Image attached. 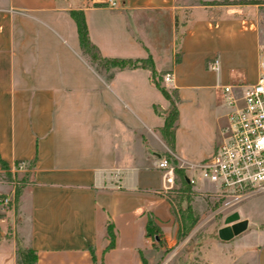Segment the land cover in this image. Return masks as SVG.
Returning a JSON list of instances; mask_svg holds the SVG:
<instances>
[{"label":"crops","instance_id":"obj_1","mask_svg":"<svg viewBox=\"0 0 264 264\" xmlns=\"http://www.w3.org/2000/svg\"><path fill=\"white\" fill-rule=\"evenodd\" d=\"M259 7L193 0H116L115 6L105 0H0V158L11 169L23 161L17 176L29 177L14 193L12 207L0 213V264L16 263L18 244L35 249L36 264H155L165 246L147 234L149 216L167 247L179 229L169 200L157 193V160L170 148L157 134L164 116L156 109L165 111L169 101L145 67L95 69L81 52L71 10L83 12L101 56L149 57L156 72L172 73L165 86L179 97L174 153L184 158L192 150L190 127L198 122L183 121V111L214 109L220 95L227 97L223 86L240 95L259 77ZM211 57H218L217 69L207 67ZM200 152L198 160L211 155L213 146ZM4 175L0 165V195L12 194ZM234 211L246 227L228 240L219 238L223 245L247 234L259 242L239 245L250 261L237 254L228 264H264V198L225 217ZM109 224L114 243L108 249Z\"/></svg>","mask_w":264,"mask_h":264},{"label":"built area","instance_id":"obj_2","mask_svg":"<svg viewBox=\"0 0 264 264\" xmlns=\"http://www.w3.org/2000/svg\"><path fill=\"white\" fill-rule=\"evenodd\" d=\"M105 1L111 6L116 5V0ZM261 56L257 81L246 86L240 95L233 92L231 85L222 87L232 109L227 114V132L215 152L203 159L188 160L168 149L166 155L158 158L157 168L162 171V182L157 193L166 197L174 207V194L179 193L176 182L178 171L190 186H194L200 178L215 185L214 192H201L225 200L216 211L264 194V49ZM206 65L217 69L218 57L208 58ZM163 80L170 82L172 73L165 72ZM23 169L24 162L20 161L12 171ZM14 190L12 194L0 195L1 212L12 207Z\"/></svg>","mask_w":264,"mask_h":264},{"label":"rangeland","instance_id":"obj_3","mask_svg":"<svg viewBox=\"0 0 264 264\" xmlns=\"http://www.w3.org/2000/svg\"><path fill=\"white\" fill-rule=\"evenodd\" d=\"M193 1L211 4L212 2H238L239 0ZM258 1L261 2L259 3L260 13L258 15V20L262 32V42L264 46V0ZM94 68L96 69V67ZM160 83L165 86L163 75H161ZM169 91L170 95L173 96L172 90ZM218 98H220V103L215 106L214 109H212L213 107L203 108L201 106L199 109H195V112H192L188 109L183 111V121L187 122L196 118L198 122L196 123L197 125L195 127H190L193 138L189 142V147L192 150H188L186 155H184L187 157L184 158L188 160H198L196 155L201 153L200 151L204 150L205 147L213 146V152H215L217 146L222 140V137L226 134L228 128L227 114L231 111L232 107L228 104V99L225 95H220ZM157 134L167 145L166 140L162 135L161 128L157 130ZM168 147L173 152H175L174 145ZM166 154L167 152L164 154L162 153L161 155L163 156ZM7 182L14 190V183L10 180H7ZM215 190V185L200 178L194 186L186 184V186L182 189L183 192L179 190V193L174 194L173 200L176 206L174 207L170 203L172 206V210L170 209V212L175 214L176 220L179 224V229L175 233L176 239L172 247L166 246L165 237L160 229L159 232L156 233V236L159 237L157 245L165 247L160 252H157L153 258V260L156 261L155 264H166V258L170 259L171 257L172 260L168 264H228L232 256L237 254L242 257L241 261L244 262L246 258L250 261L251 255L242 254V249L239 247V245L244 244L245 246H249L253 242H259V239L256 240L253 234H249L250 236L247 234L246 236H249L248 238L243 236L242 238L240 237L234 240V242H231L229 245H223L224 242L220 240L218 236V227H220V225H222L224 222V217L226 214L231 212L233 209L240 210L242 205L249 206L255 203H260L261 199L264 198V194L252 196L238 205L226 210L216 211L225 200L223 198H217L201 192H214ZM187 205L190 206L192 213L197 216L195 224L190 229H187L184 226L185 224L182 216L183 210L187 208ZM212 237H214L216 241L215 244H209V242H207V240H210ZM151 239L153 241L155 240L153 235H151ZM218 243H222L221 247L225 246L222 248L224 250H219V248H216ZM143 249L145 255H147L148 248ZM200 249L202 250L200 253H198L200 254V256H198L196 251H200Z\"/></svg>","mask_w":264,"mask_h":264},{"label":"trees","instance_id":"obj_4","mask_svg":"<svg viewBox=\"0 0 264 264\" xmlns=\"http://www.w3.org/2000/svg\"><path fill=\"white\" fill-rule=\"evenodd\" d=\"M226 3V2H225ZM231 3H239V4H259L261 3L258 0H239L238 2H231ZM70 14L72 18L74 19L76 26H77V32H78V38L79 43L81 47V52L84 55V57L88 60V62L96 67L98 71H108L111 68H129V67H145L150 70V77L151 81L154 83V85L162 92V94L166 97V99L169 101L168 108L165 111H160L156 109L158 114L164 116V124L161 128L162 135L166 140V143L168 146L174 145V138H175V129L178 122V102L179 97L175 90H172L173 96L170 95L169 89H167L163 84L160 83L161 79V73L156 72L154 70V67L152 65L151 59L144 58V59H124V58H117V57H103L101 56L100 52L98 51L97 47L91 42L89 35H88V29L85 22L84 14L81 10H71ZM176 24L178 25L176 29V47L179 45L180 38H181V32L179 30V20H176ZM178 54V52H177ZM111 76V73L108 74V77ZM20 163V161H16L14 166H17ZM0 165L2 168L5 169V175L4 178L6 180H16V186H15V195H17V191L20 186L25 181L29 180V177L27 174H24L21 177L17 176L18 171H12L10 167L7 166V163L3 161L0 158ZM177 183H178V191L181 190L186 186L185 180L182 176V173L178 171V177H177ZM183 192V191H182ZM183 221L184 226L187 229H190L196 222L197 216L192 213V210L189 205H187V208L183 210ZM146 230L148 235H153L154 238L156 237V233L159 232V227L154 223L153 218L149 216L148 222L146 224ZM108 233H109V239L110 242L107 246V248H111L114 243V232L112 230L111 224L108 225ZM37 260V253L35 249L32 247H25L22 245H17L16 248V263L15 264H36Z\"/></svg>","mask_w":264,"mask_h":264},{"label":"water","instance_id":"obj_5","mask_svg":"<svg viewBox=\"0 0 264 264\" xmlns=\"http://www.w3.org/2000/svg\"><path fill=\"white\" fill-rule=\"evenodd\" d=\"M239 218V214L236 211L225 217V226L218 229V236L220 239L228 240L245 229L246 221L240 220ZM156 239H159V237L156 236Z\"/></svg>","mask_w":264,"mask_h":264}]
</instances>
